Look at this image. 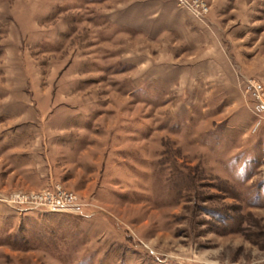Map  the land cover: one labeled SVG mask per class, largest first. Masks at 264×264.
Here are the masks:
<instances>
[{
	"label": "rangeland",
	"instance_id": "obj_1",
	"mask_svg": "<svg viewBox=\"0 0 264 264\" xmlns=\"http://www.w3.org/2000/svg\"><path fill=\"white\" fill-rule=\"evenodd\" d=\"M205 1L0 0V264H264V0Z\"/></svg>",
	"mask_w": 264,
	"mask_h": 264
},
{
	"label": "built area",
	"instance_id": "obj_2",
	"mask_svg": "<svg viewBox=\"0 0 264 264\" xmlns=\"http://www.w3.org/2000/svg\"><path fill=\"white\" fill-rule=\"evenodd\" d=\"M175 2L198 19H202L209 9L205 0H175ZM244 89L253 101L252 111L256 114L264 112L263 84L257 80L248 79ZM76 198L75 194L57 185L50 190L44 189L41 192H16L8 201H18L28 208H37L51 213L82 214L83 209Z\"/></svg>",
	"mask_w": 264,
	"mask_h": 264
},
{
	"label": "crops",
	"instance_id": "obj_3",
	"mask_svg": "<svg viewBox=\"0 0 264 264\" xmlns=\"http://www.w3.org/2000/svg\"><path fill=\"white\" fill-rule=\"evenodd\" d=\"M24 210V209H23ZM26 210V209H25ZM37 210H34V213H42V212H36ZM55 214H67V213H55Z\"/></svg>",
	"mask_w": 264,
	"mask_h": 264
}]
</instances>
